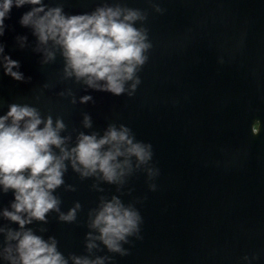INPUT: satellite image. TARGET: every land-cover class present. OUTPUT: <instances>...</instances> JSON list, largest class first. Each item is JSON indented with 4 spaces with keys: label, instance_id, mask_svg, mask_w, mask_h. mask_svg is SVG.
<instances>
[{
    "label": "water",
    "instance_id": "water-1",
    "mask_svg": "<svg viewBox=\"0 0 264 264\" xmlns=\"http://www.w3.org/2000/svg\"><path fill=\"white\" fill-rule=\"evenodd\" d=\"M45 2L62 3L66 13L80 14L102 0ZM119 2L146 13L143 26L152 44L132 96L86 90L74 79H63L59 53L55 61L42 64V54L33 50L35 36L19 23L29 10L26 5L11 9L0 36L5 54L19 62L25 77L17 81L0 67V114L11 103H27L42 115L63 118L73 142L79 131L102 134L110 123L124 124L136 140L151 144L150 166L158 174L150 179L133 161L119 190L100 182V192L92 187L94 177L81 179L69 166L65 185L76 190L61 186L55 194L62 211L81 204L76 220L63 222L50 212L47 224L34 221L27 227L45 239L54 236L65 256L86 254L89 210L100 196L116 195L139 212L140 230L123 244L125 255L101 245L96 254L110 256L106 264H264V170L254 168L249 149L254 118L260 119L258 134L264 132V114L254 112L261 102L253 95L261 84L257 72L264 75V0ZM20 36H27L24 47ZM68 89L76 104L59 95ZM85 94L95 102L79 103ZM83 113L90 114L91 129L83 128ZM13 198L11 191L0 193V208ZM0 223L18 227L2 218ZM41 227L47 231L41 233Z\"/></svg>",
    "mask_w": 264,
    "mask_h": 264
},
{
    "label": "clouds",
    "instance_id": "clouds-1",
    "mask_svg": "<svg viewBox=\"0 0 264 264\" xmlns=\"http://www.w3.org/2000/svg\"><path fill=\"white\" fill-rule=\"evenodd\" d=\"M29 6L19 20L35 36L33 50L42 54V64L62 56L63 79H74L87 89L132 96L140 84L137 75L148 61L152 48L148 30L143 26L146 13L138 8L122 6L119 0H102L92 11L66 13L62 3L50 6L45 0H0V36L4 35L5 19L13 7ZM155 11L162 12L158 5ZM140 26H137V24ZM24 47L27 36L18 37ZM0 67L17 81L25 80L20 64L5 54L0 44ZM16 69V70H14ZM30 79V78H28ZM47 87V85H45ZM77 99L71 89L60 92ZM95 102L90 94L79 97V103ZM83 128L91 129L90 114L83 113ZM67 133V134H64ZM152 146L135 139L124 124L110 123L100 134L79 131L73 142L63 118L42 115L27 103H11L0 114V193H13L8 207L0 208V218L18 225L0 223V261L4 264H106L111 257L97 255L103 245L111 253L127 254L123 247L129 237L138 236L141 216L132 204L118 196H100L95 208L88 212L85 234L86 254L65 256L58 249L54 236L37 234L27 225L34 221L47 224L48 214L57 213L63 222H74L81 204L77 201L66 212L55 190L65 185L64 174L71 169L81 179L94 177L92 185L103 192L100 182L123 185L134 168L144 167L148 177L158 174L150 166ZM155 188L154 184L150 185ZM41 233L47 229L41 227ZM247 258V257H246Z\"/></svg>",
    "mask_w": 264,
    "mask_h": 264
},
{
    "label": "flooded vegetation",
    "instance_id": "flooded-vegetation-1",
    "mask_svg": "<svg viewBox=\"0 0 264 264\" xmlns=\"http://www.w3.org/2000/svg\"><path fill=\"white\" fill-rule=\"evenodd\" d=\"M258 98L260 100V108L264 111V84L259 88ZM254 133L258 131V123L253 125ZM251 151L255 157L264 159V134L260 141L253 142Z\"/></svg>",
    "mask_w": 264,
    "mask_h": 264
}]
</instances>
